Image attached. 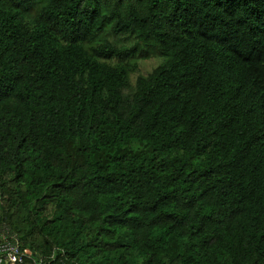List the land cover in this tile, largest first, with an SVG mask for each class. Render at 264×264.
<instances>
[{
	"label": "trees",
	"instance_id": "obj_1",
	"mask_svg": "<svg viewBox=\"0 0 264 264\" xmlns=\"http://www.w3.org/2000/svg\"><path fill=\"white\" fill-rule=\"evenodd\" d=\"M0 227L22 264H264V0H0Z\"/></svg>",
	"mask_w": 264,
	"mask_h": 264
},
{
	"label": "built area",
	"instance_id": "obj_2",
	"mask_svg": "<svg viewBox=\"0 0 264 264\" xmlns=\"http://www.w3.org/2000/svg\"><path fill=\"white\" fill-rule=\"evenodd\" d=\"M26 258L20 248V241L16 234L10 232L7 227H0V264H22ZM44 258H34L35 264H42Z\"/></svg>",
	"mask_w": 264,
	"mask_h": 264
},
{
	"label": "rangeland",
	"instance_id": "obj_3",
	"mask_svg": "<svg viewBox=\"0 0 264 264\" xmlns=\"http://www.w3.org/2000/svg\"><path fill=\"white\" fill-rule=\"evenodd\" d=\"M159 63V60L152 58L145 60L141 63V69L143 72L150 70L153 66L157 65Z\"/></svg>",
	"mask_w": 264,
	"mask_h": 264
}]
</instances>
